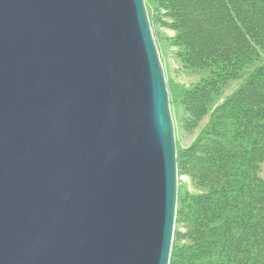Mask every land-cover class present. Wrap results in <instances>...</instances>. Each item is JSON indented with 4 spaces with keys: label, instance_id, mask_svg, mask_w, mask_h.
<instances>
[{
    "label": "water",
    "instance_id": "obj_1",
    "mask_svg": "<svg viewBox=\"0 0 264 264\" xmlns=\"http://www.w3.org/2000/svg\"><path fill=\"white\" fill-rule=\"evenodd\" d=\"M177 205L145 0H0V264H170Z\"/></svg>",
    "mask_w": 264,
    "mask_h": 264
},
{
    "label": "rangeland",
    "instance_id": "obj_2",
    "mask_svg": "<svg viewBox=\"0 0 264 264\" xmlns=\"http://www.w3.org/2000/svg\"><path fill=\"white\" fill-rule=\"evenodd\" d=\"M233 1L145 0L169 89L177 159L181 160L180 207L173 242L183 262L178 257L174 264H196L208 254L209 251L202 252L199 248L206 246L207 239H200L197 227L203 225L206 229L218 217L214 213L212 217L209 215L213 212L214 197L231 192V187L222 188L220 182L224 183L219 181L212 166L230 156L221 142L234 147L227 142L230 139L229 127L225 126L228 103L240 97L246 103L244 110L253 114L252 128L241 133L240 138L245 139L251 132H264L260 122L264 119V80L258 78L264 66V45L259 42L257 31H264V0ZM232 12L237 16L232 17ZM246 41L258 46L228 74L219 70L220 60L224 58L222 48L232 50L236 43ZM259 147L262 158L256 162L255 169L257 179L264 185V146ZM254 152L255 148L252 157ZM245 154L246 149L240 145L235 155ZM253 184L255 190L256 182ZM262 189L256 191L260 193ZM245 193L248 197L249 193ZM245 226L252 230L249 222ZM231 228L239 235L243 232L239 225ZM231 235L235 240L236 235ZM245 243L249 244L248 239Z\"/></svg>",
    "mask_w": 264,
    "mask_h": 264
},
{
    "label": "trees",
    "instance_id": "obj_3",
    "mask_svg": "<svg viewBox=\"0 0 264 264\" xmlns=\"http://www.w3.org/2000/svg\"><path fill=\"white\" fill-rule=\"evenodd\" d=\"M233 2L237 3L236 0ZM232 15V17L237 16L235 12H232ZM257 31L259 32V42L264 45V31L262 29ZM256 46H258L257 43H253L252 45L251 41H246V43H236L235 48L232 50L222 48L224 58L220 60L221 65L220 67L218 66V69L228 74L236 67L238 62H242L247 55L249 56V53ZM258 78L264 80V66H262ZM249 93L255 97L253 91ZM245 105L246 103L240 97L236 100L232 99L228 103L227 113L225 112L228 122H225L227 123L225 126L229 127L228 138L230 137L227 142L233 143L234 147L229 143H225V141L221 142L224 151L229 152L230 156L228 159L218 161L216 165L213 164L212 166L216 171L219 181L222 180L224 183L220 182L222 188L231 187L229 189L231 192L230 194L229 192L219 193L214 197L213 212L209 213V215L212 217L214 213L218 217L211 221L206 229L203 225L197 227L200 239H207L206 246L200 245L199 248L202 252H209L197 260L196 264H264V185L257 179L255 169L256 162H259L262 158L259 146H264V132H254L253 134L251 132L249 135H246L245 139L240 138V134L251 129V123L255 121L253 114L250 111L244 110ZM262 120L260 122L263 126L264 119ZM225 126L222 125L221 129L224 130ZM220 132L224 134L225 131ZM240 145L246 149L247 154L243 156L235 155ZM253 148H255V152L252 157ZM177 161L179 170L181 167L179 157ZM253 182H256L257 185L255 190L252 188L254 186ZM260 187L263 189L259 193L256 190ZM245 191L249 193L248 197L244 196L246 194ZM257 194L259 197L256 196ZM179 207L180 205H178L176 221L179 216ZM220 212L222 213V217H219ZM248 222L252 230L247 229L245 226ZM232 225H239L243 230L242 234L239 235L236 230L232 232ZM231 234L236 235L235 240ZM247 239L249 244L245 243ZM242 241L245 245H242ZM174 242L170 264H174L178 257L183 262L181 254H178L175 249Z\"/></svg>",
    "mask_w": 264,
    "mask_h": 264
}]
</instances>
